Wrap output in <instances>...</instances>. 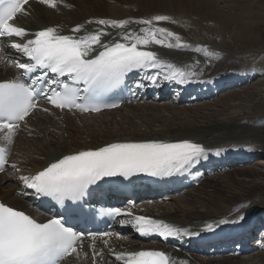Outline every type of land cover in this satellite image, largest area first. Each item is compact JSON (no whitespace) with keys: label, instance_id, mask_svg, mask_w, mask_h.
<instances>
[{"label":"snow or ice","instance_id":"1","mask_svg":"<svg viewBox=\"0 0 264 264\" xmlns=\"http://www.w3.org/2000/svg\"><path fill=\"white\" fill-rule=\"evenodd\" d=\"M30 0H0V63L20 70V76L0 82V143L11 145L21 123L37 110L50 112L41 105H48L60 111L82 113L100 112L105 108H116L117 103H100L107 92L121 87L126 77L136 71L148 74L155 83L166 70L163 79L185 83L188 73L175 64L161 58L151 50V46L168 49H188L191 45L166 27L162 22L177 23L169 15H154L142 19H96L87 24L97 27L85 31L84 25L71 29L73 34H62L59 26L47 27L30 32L14 23L18 14L28 15L26 5ZM51 9H58L64 0H37ZM135 24L138 28H130ZM108 29H116L115 35ZM84 31L83 35H77ZM105 37L110 39L105 40ZM10 39L7 45L27 58L26 62L7 57L3 40ZM20 40L22 42H15ZM192 50L205 56L214 55L206 47ZM49 74H53L51 77ZM27 78V82L23 78ZM67 77L70 82L61 80ZM142 83L135 87H143ZM208 149L190 140L178 142H114L97 149L82 150L64 155L49 163L42 170L30 175H22L25 189L34 190L37 196L51 197L63 205L65 200L78 201L88 194L90 186L106 177H129L137 173L152 176H167L187 171L207 159ZM219 154V153H217ZM9 149L0 147V172L8 163ZM17 169V165H11ZM108 215L131 217L129 222L142 236L158 234L162 237L178 236L181 230L162 220L143 215H134L130 209L113 207ZM237 220L221 219L218 225L238 223ZM208 224L206 230H212ZM112 233L88 232L92 240V255L95 262L103 256V251L95 250L96 240L109 244ZM85 233L66 226L62 217H53L40 222L4 202H0V264H62L69 256H79V247ZM122 264H177L176 260L160 250L113 251Z\"/></svg>","mask_w":264,"mask_h":264},{"label":"bare ground","instance_id":"2","mask_svg":"<svg viewBox=\"0 0 264 264\" xmlns=\"http://www.w3.org/2000/svg\"><path fill=\"white\" fill-rule=\"evenodd\" d=\"M230 3L231 0H226L228 6H231L229 5ZM64 4L70 5V7L60 5L58 9H51L37 1L32 2L27 9L29 14H21L18 17L17 21L19 26L29 31L41 30L48 26H59L61 29L71 32V29L75 28L77 25H84V30L90 31L95 29L97 25L87 24L89 20H136L150 18L154 15H169L182 26L179 31L177 30V33L182 37L184 42L189 45L193 43L195 45L205 44L207 45L206 48L214 50L216 49V47H214L216 43L213 42L210 44V42L205 40L211 38V33L213 30L215 32V29L214 27L213 29L206 28L205 26L202 27V21L203 23L204 21L214 22L219 25L225 21H230V19L234 17L235 21L243 16V13H240L241 16L237 15L238 13H230L228 19L227 14L218 6L217 0H64ZM246 4L247 0H236L232 6H235L234 10L239 11L244 9ZM170 25H172V23L168 24L167 22H162L160 26L166 27L174 32V27ZM129 27L138 28L139 26L132 24ZM108 30L112 32L113 35H115L117 31L116 29ZM83 34L84 31L77 35ZM217 36H219V33L215 35V37ZM104 39L108 40L110 37H105ZM153 47H155L158 52L159 49L156 46ZM195 47L196 46H193L188 49L164 48V50L165 52L175 51L178 56H187L191 54L190 49ZM207 61L210 65L205 68H203L205 63L190 62L188 63V69L192 68V70H195L194 68H199L201 69L200 75L205 73L206 76L212 77L221 74L224 70L236 69L232 65L230 66L225 60L223 63L221 61L222 64L218 68V63L215 58L209 57L206 62ZM10 66L11 65L6 66L4 63H0V82L7 80L9 76L14 74L13 67ZM256 94L255 92L246 93L245 100L250 101L251 104L253 103L250 108H247L248 111L242 110L241 113L244 112V114L239 113V115L235 116L229 115L226 119L222 118L223 120H219L217 118L218 116L215 115L203 114L204 117L199 116L202 114L200 108L192 109V111L188 109H185V111L181 109L180 111H176V109H174V111H172L167 105L160 107L156 104L154 106H151V104L131 107L132 110L129 108L128 111H124V108L130 106H125L118 114L120 116H115L114 113H112L111 116L103 115L96 117H73L71 115L37 116L33 122H38L36 124H29V132L20 135L13 143L12 160L17 165L16 170L18 173L15 178H12V180L10 179L14 184L11 191H7L3 188L4 184L9 181L8 177H0V200L6 201L15 208H24L25 203L19 198L18 192L20 188L15 183L19 177L42 170L49 163L62 158L64 155L82 150L97 149L114 142L182 139L196 140L212 148L222 147L223 145L229 146L230 144H234L235 147L238 148L241 146V144L238 143H243L241 148L245 152H239L237 155L252 153L253 155H259V158L264 157V103L255 100ZM226 96H228L227 101H221L220 105L224 106L225 110H227L226 106H228V108L231 106L228 101L238 99L239 94L237 91H230L229 94L225 96L219 95L218 98L221 99ZM207 103L208 102L203 103L202 106H205ZM183 104L188 103L185 102ZM183 104L180 103L179 105ZM225 110L224 112H226ZM219 112L220 110L218 113ZM224 112L223 114H225ZM165 114H169L170 116L168 115V117H166ZM193 117L195 119H193ZM197 117L202 120H199ZM118 118L125 119V121L118 122ZM186 118H190V120L187 121ZM180 120H186L187 122H177ZM139 121L141 123L140 125L138 124ZM52 123H54L53 129L50 128L49 130L47 127ZM75 124H78L76 130L79 132L78 137L75 139L68 141L63 137L65 134H61V137L53 135L54 131H65L69 126ZM142 127H145L146 130H143ZM42 128L47 129L45 131L46 138L44 137L45 148L43 153L39 158L37 157L38 159H35V161L28 166L26 165L23 169L18 163V160L22 162L19 159V152H17L15 156V149L17 146L21 145L23 141L32 137L34 133L42 137V132L40 131V133H38ZM87 131H92L93 133H87L88 137H83L82 135L86 134ZM53 137H55V139ZM247 141L252 142L245 143ZM235 147L228 149L231 150L232 153H235L237 150ZM25 163L28 162L25 161ZM248 163L249 162H244L242 165L233 163L231 167H223V165L217 166L216 168L221 169L220 173L227 171L226 175H222L218 178L210 176L199 181L201 182L199 188L202 187L203 189L194 188L187 191V196L183 197L181 201L172 196H168V199L162 200L158 198L153 204L152 201H146L147 205H145V207L150 215L163 214L167 216V218L178 223H183L185 226H190L193 229L197 227V224L220 219L223 213L227 210V213H229L230 209L234 206H237L236 211L239 212L237 213L239 215L245 214L248 217L253 216V214L256 215L261 210H264V181L258 182V179H260L262 175L255 169L244 167ZM260 164L264 165V160H262ZM222 177L226 180L222 181ZM190 191L197 192L196 194H192ZM204 204H206V208L201 209V206ZM258 206L261 207L257 208ZM195 209H201L202 211ZM262 216H264V211H262L260 217ZM234 217L228 220L231 221ZM261 222H263V220H261ZM82 256L85 258L84 264H91L88 258L91 257V254L87 255L86 251H84ZM258 256L261 257L259 260L261 262L260 264H264V254H258ZM102 258H105V256H102ZM194 258L197 264H243L240 256L211 259L200 255H194ZM101 259H97V261L100 262Z\"/></svg>","mask_w":264,"mask_h":264},{"label":"rangeland","instance_id":"3","mask_svg":"<svg viewBox=\"0 0 264 264\" xmlns=\"http://www.w3.org/2000/svg\"><path fill=\"white\" fill-rule=\"evenodd\" d=\"M235 1L236 0H231V3L229 4L231 6H228L226 4V0H217V3H218V6L220 7V9H222V11L227 14L228 19H229L228 15L230 13L231 14H233V13L237 14L238 13L237 15H239V16H241V14L243 13V16L236 19L237 21L236 20L234 21L235 17L233 19H230V21H225L224 23H221L219 25L217 23L215 24L214 22H208V21H204V23H205L204 24L203 21H202V23L200 21L202 27L205 26L206 28H210V29H213V27H214V29H215V32L213 30V32L211 33L212 36L209 35V36H211V38H209V40L207 39L205 41L210 42V44L213 42L216 43L214 47H216V49L222 55V59H220V64H221V61L225 60V61H227V63H229L230 66L232 65L233 67L256 66V67L261 68V70H258V72L262 71L263 75L260 76L259 78H257L256 80H254L253 82H251L250 84H246L244 86H241L240 88H236V89L231 90L233 92L237 91V93L239 94V98L234 99L232 101H228V103L231 105V106H229V108H228V106H226L227 107L226 109L228 111L225 110L224 106H220L221 101H223V100L227 101L228 96H226L225 98L223 97L221 99L215 98L212 100H207L205 102H208V103L205 106H202L203 103H205V102L202 103L201 101L195 102V103L190 104V105H185V104L176 105V104L172 103L171 100L155 103L156 105H158L160 107L167 105L168 107H170L172 109V111H174V109H176V111H180V109L184 110V111H185V109L192 111V109L200 108V112L202 114L200 113L201 115H199V116L204 117V115H211V116L215 115V116H218L217 118L219 120H221L222 118L226 119L227 116H229V115L235 116V115H239V113L244 114V112L241 113L242 110L248 111L247 108H250V106L253 103L251 104L250 101L245 100L246 93H252V92L257 93L258 95L256 94L255 100L261 101L264 103V0H247L246 7L242 10H239V11L234 10L235 6L234 7L232 6V5H234ZM167 23L171 24L169 22H167ZM170 26L174 27L173 29H174L175 33H177V30L179 31V29L182 27L178 23H174V24L172 23V25H170ZM217 32L219 33V36H217V37L220 41L217 39V37H215V35L218 34ZM217 40H218V42H217ZM222 40H223V42H222ZM221 46H222V48H221ZM156 47L159 49L158 52L160 53V55H162L164 57V59L169 61V62L171 61L172 63H174L175 61L179 60V57H182V56H178L175 51L165 52L163 47H159V46H156ZM216 49H214V50H216ZM162 53H164V54H162ZM253 56H254V58H253ZM250 57L253 59H249ZM250 60H253V63ZM229 93H230V91H226L222 95L225 96ZM155 104L151 103V102H146L144 104H139V105H135V104L132 106L127 105L130 107L124 108V111H128L129 108H131V107L133 108V107L144 106V105L154 106ZM132 108H131V110H132ZM222 109H224L226 112H224V110H222ZM219 110H220V112L218 113ZM194 111H197V110H194ZM223 112L225 114H223ZM119 113H120V111H117L114 113V115L117 116ZM168 115L165 114L166 117H168ZM219 115H222V116H219ZM107 116H111V115H107ZM118 116H120V115H118ZM193 119H195V118L193 117ZM145 120H146V118H145ZM186 120L188 121V120H190V118H186ZM186 120H180L177 122H180V123L184 122V121L187 122ZM199 120H202V119H199ZM117 121L122 122V121H125V119H122V118L119 119L118 118ZM37 122H32L30 124H36ZM138 124L139 125L141 124L140 121L138 122ZM53 125H54V123L49 125L47 128L49 130H50V128L53 129ZM77 126H78V124L69 126L65 131L62 130L63 132L62 131H59V132L54 131L53 135L56 137H59L61 134H65L63 136V137H65V140H68V141L73 140L76 137H78V135H79V132L76 130ZM38 128H39V126H38ZM142 128H143V130H146L145 127H142ZM46 130H47L46 128H42L38 131V133H40V131L42 132V134H41L42 137L39 134L34 133V135L32 137L23 141L21 143V145L16 147L15 156H16V153L19 152V159L22 162H20L18 160V163L21 165V168L24 169L26 167V165L28 166L31 163H33L35 161V159H38L41 156V154L43 153V150L45 148V138H46V132L45 131ZM87 133H93V132L87 131L86 134H83L82 136L88 137ZM53 138L55 139V137H53ZM84 139H86V138H84ZM26 152H27V155H26ZM261 159L264 160V157H260L257 160H253L251 163H248L244 166V167L253 168L260 175H262V177L260 179H258V182L264 181V165L260 164L262 161ZM25 161L28 163H25ZM226 173H227V171L222 172V173H218V171H215L211 175V177L218 178V177H221L222 175H226ZM213 178H209V179H213ZM10 179L12 180V178H8L9 181L6 182L3 186V188L7 191H11V189L14 187V184ZM221 180L224 181L226 179L224 177H222ZM198 189L201 190L203 188L198 187ZM196 192L197 191H190V193H192V194H196ZM186 193H181V194L174 196V197H176V199L181 201L183 199V197L187 196ZM205 208H206V204L201 206V209H205ZM257 208H259V206ZM201 209L200 210L195 209V210L202 211ZM262 254H264V253H262ZM240 257H241L240 259H241L243 264H260L261 263L259 261L261 257L258 255L244 254V256H240Z\"/></svg>","mask_w":264,"mask_h":264}]
</instances>
